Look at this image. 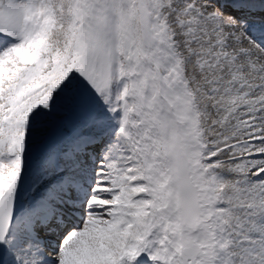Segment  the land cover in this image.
Wrapping results in <instances>:
<instances>
[{"label": "snow or ice", "instance_id": "1", "mask_svg": "<svg viewBox=\"0 0 264 264\" xmlns=\"http://www.w3.org/2000/svg\"><path fill=\"white\" fill-rule=\"evenodd\" d=\"M0 264H264V0H0Z\"/></svg>", "mask_w": 264, "mask_h": 264}]
</instances>
